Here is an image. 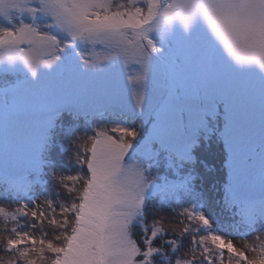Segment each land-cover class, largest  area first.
I'll list each match as a JSON object with an SVG mask.
<instances>
[{
    "label": "snow or ice",
    "instance_id": "1",
    "mask_svg": "<svg viewBox=\"0 0 264 264\" xmlns=\"http://www.w3.org/2000/svg\"><path fill=\"white\" fill-rule=\"evenodd\" d=\"M0 264H264V0H0Z\"/></svg>",
    "mask_w": 264,
    "mask_h": 264
},
{
    "label": "trees",
    "instance_id": "2",
    "mask_svg": "<svg viewBox=\"0 0 264 264\" xmlns=\"http://www.w3.org/2000/svg\"><path fill=\"white\" fill-rule=\"evenodd\" d=\"M222 153L217 144H213L209 150V164L213 167V176L219 180L223 175L224 169L222 168Z\"/></svg>",
    "mask_w": 264,
    "mask_h": 264
},
{
    "label": "rangeland",
    "instance_id": "3",
    "mask_svg": "<svg viewBox=\"0 0 264 264\" xmlns=\"http://www.w3.org/2000/svg\"><path fill=\"white\" fill-rule=\"evenodd\" d=\"M237 246H242V242H239ZM249 257H253L254 255H256L255 253L252 252H248Z\"/></svg>",
    "mask_w": 264,
    "mask_h": 264
}]
</instances>
